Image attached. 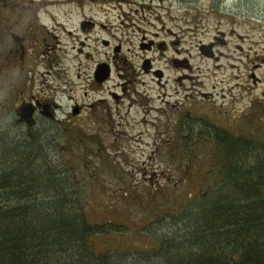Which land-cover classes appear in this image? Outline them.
I'll list each match as a JSON object with an SVG mask.
<instances>
[{"label":"rangeland","instance_id":"rangeland-1","mask_svg":"<svg viewBox=\"0 0 264 264\" xmlns=\"http://www.w3.org/2000/svg\"><path fill=\"white\" fill-rule=\"evenodd\" d=\"M119 1L32 6L30 0H0L7 5L1 21L12 16L9 4L19 2L33 16L41 10L50 29L45 55L46 45L36 54L25 46L27 71L21 72L20 57L16 66V60L1 61L0 132L23 139L32 128L9 120L20 91L32 99L54 97L61 105L58 120L36 113L33 130L43 134L38 164L49 176L58 172L55 189L63 187L75 210L116 223L120 231L99 233L95 243L129 249L126 262L132 263L144 259L137 249H152L155 234L178 230L175 216L218 184L222 135L264 149V0ZM84 19L97 24L81 30ZM102 39L121 46L113 72L107 62L113 51ZM102 61L110 76L94 85ZM110 91L121 97L111 98ZM74 104L94 106L76 115Z\"/></svg>","mask_w":264,"mask_h":264},{"label":"trees","instance_id":"trees-1","mask_svg":"<svg viewBox=\"0 0 264 264\" xmlns=\"http://www.w3.org/2000/svg\"><path fill=\"white\" fill-rule=\"evenodd\" d=\"M2 58L0 50V68ZM11 118L20 125L15 112ZM8 135L0 132V264H264V149L222 135L213 191L175 216L178 230L155 234L152 249H137L143 260L127 263L129 249L95 243L99 233L120 231L116 223L75 210L63 187L55 189L58 172L49 176L38 164L42 132Z\"/></svg>","mask_w":264,"mask_h":264},{"label":"flooded vegetation","instance_id":"flooded-vegetation-1","mask_svg":"<svg viewBox=\"0 0 264 264\" xmlns=\"http://www.w3.org/2000/svg\"><path fill=\"white\" fill-rule=\"evenodd\" d=\"M42 0H30V3L32 5V3L36 2V3H41ZM129 3L128 0H120L119 3ZM7 5H0V9H4L7 8ZM33 6V5H32ZM30 6V8L32 7ZM25 8H22L19 5V2H15L14 4H9L8 8L11 9L12 12V16H10V19L8 20V22H3L1 21L0 18V50L3 52V55H5V52H8L7 56H3L4 58L2 59H7L8 61H14L16 59H18V57H20L19 62H20V67H21V72L23 73V71H27L25 68V60L27 58V55L30 51H28V48L25 47L28 44L31 45V51L33 54H36L37 52H39L40 48L45 46V50L41 49L40 52L42 51L41 57L43 55H45L49 50L50 47L48 46V42H47V35L50 33V29L49 28H44V26L46 27V25L43 24L42 22V12L41 10H36L35 15L33 16V14L31 15L32 12V8L29 9L28 6H24ZM5 12L4 11H0V16L3 15ZM41 13V14H40ZM4 16V15H3ZM87 17V16H85ZM97 24V21L94 22V20H88V19H84L80 21V29L84 30L87 26H92ZM104 26V25H103ZM105 27V26H104ZM72 32V31H70ZM88 39V38H86ZM79 42H81V45L85 44L84 40H79ZM150 45H149V49H152L154 47L155 41L153 39L150 40ZM102 43L103 45L108 48L111 49L113 51V55L112 57L107 59V62L109 65H111L112 67V72H113V68L116 69V67H118L117 62L120 61L119 60V56L121 54H119V51L121 49L120 45H116L111 43L108 39H102ZM27 48V49H26ZM75 48V46H74ZM79 52L83 51V48L78 47L77 48ZM115 50H118V52H115ZM39 55V54H38ZM89 55V54H88ZM26 56V57H25ZM103 63H106L104 61H102L100 64L97 63L95 65V69H94V73H93V84L94 85H103V81L102 78L104 77L103 73H100V71H107V66H105ZM152 67L153 64L152 62H150ZM17 65V60L15 62V66ZM115 66V67H114ZM143 71V68H142ZM145 71V70H144ZM109 72V71H108ZM110 72H111V68H110ZM149 72H153V69L151 68ZM105 74V73H104ZM110 74V73H109ZM110 76V75H109ZM122 77V75H120ZM189 78H191L190 76H188ZM135 81H141L140 79H137ZM131 81L128 80L126 83H130ZM122 88V86H121ZM122 91L126 94L127 91V87L126 85H123ZM19 97L17 96L15 98V102H17L14 105V112L16 115V119L18 121V115L16 113V109H18V107L23 104V103H33L35 105V113H34V117H35V124L30 125L31 127L35 126L37 124V118H36V113H42V110H44L45 106H48L50 111L52 112V119L53 120H58V118L56 117V113H57V108L61 107V105L58 104V102H56L55 98H49L47 100H42V99H38V98H34L32 99L31 97H26L24 95V91H20L19 93ZM111 98H115V99H119L121 97L120 94H113L112 91H110L109 93ZM206 97V95H205ZM103 100V99H101ZM100 100V101H101ZM77 105L76 109L77 113L76 115H82L83 111L85 109H88L90 106L93 107L94 104H86V105H82V104H74ZM151 109L157 110L156 107H150ZM19 122V121H18ZM21 123H24V121H21Z\"/></svg>","mask_w":264,"mask_h":264},{"label":"water","instance_id":"water-1","mask_svg":"<svg viewBox=\"0 0 264 264\" xmlns=\"http://www.w3.org/2000/svg\"><path fill=\"white\" fill-rule=\"evenodd\" d=\"M211 46H208L207 48L209 49ZM205 54L211 55L212 53H209L207 51H204ZM100 73H103L104 77L105 75H109L108 69L106 71H100ZM105 73V74H104ZM35 105L33 103H23L21 104L18 109H16V113L18 115V121H24L27 122L29 125H33L35 123ZM42 113L45 114L48 117L52 116V112L50 111L48 106H45L44 110H42ZM74 113H77V110L74 111Z\"/></svg>","mask_w":264,"mask_h":264},{"label":"bare ground","instance_id":"bare-ground-1","mask_svg":"<svg viewBox=\"0 0 264 264\" xmlns=\"http://www.w3.org/2000/svg\"><path fill=\"white\" fill-rule=\"evenodd\" d=\"M48 117V116H47ZM48 118H52V116L51 117H48Z\"/></svg>","mask_w":264,"mask_h":264},{"label":"clouds","instance_id":"clouds-1","mask_svg":"<svg viewBox=\"0 0 264 264\" xmlns=\"http://www.w3.org/2000/svg\"><path fill=\"white\" fill-rule=\"evenodd\" d=\"M9 120H11V117H9Z\"/></svg>","mask_w":264,"mask_h":264}]
</instances>
